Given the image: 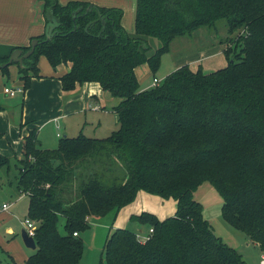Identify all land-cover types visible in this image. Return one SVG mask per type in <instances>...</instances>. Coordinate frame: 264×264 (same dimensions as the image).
<instances>
[{"label":"trees","instance_id":"obj_1","mask_svg":"<svg viewBox=\"0 0 264 264\" xmlns=\"http://www.w3.org/2000/svg\"><path fill=\"white\" fill-rule=\"evenodd\" d=\"M42 1L44 31L19 47L24 52L37 40L22 65L12 62L24 89L43 76L40 55L53 68L70 62L58 77L62 88L98 82L118 98L119 125L104 137L60 136L53 148L40 146L34 128L23 136L16 187L27 194V217L36 223L35 248L23 264H83L79 233L89 217L111 214L113 223L139 190L174 199L175 211L164 218L131 214L153 229L145 240L134 229L109 230L107 264H246L194 198L204 181L222 198V219L264 254V0H136L131 33L118 7ZM221 19L226 65L204 72L182 64L140 89L137 66L146 63L153 74L174 37L215 28ZM10 64L0 68L5 79ZM3 166L9 158L0 153Z\"/></svg>","mask_w":264,"mask_h":264},{"label":"rangeland","instance_id":"obj_2","mask_svg":"<svg viewBox=\"0 0 264 264\" xmlns=\"http://www.w3.org/2000/svg\"><path fill=\"white\" fill-rule=\"evenodd\" d=\"M226 35H228L227 26L224 20L221 19L217 21L215 28L201 26L196 28L191 34L174 37L170 43L169 50L162 53L159 67L153 74L150 72L151 74L147 81H150L152 76L155 75L158 77L160 83L165 75L174 69V66L177 63L183 62L184 64H188L191 59L200 56L202 57V55H205L204 58L188 65L192 68L201 66V69L204 72H209L226 65L227 60L223 53L224 47L229 42ZM40 57L42 56L40 55L38 57V62ZM162 76L163 78H161ZM46 83L47 82H43L39 89L46 90ZM17 84L23 86V83L17 74L15 79L4 78L0 83V104L6 105L18 102L19 104L16 105L15 108V118L18 115L20 116L24 111L25 114H35L38 121H41L38 110L34 106H31V103H28L27 100V105L24 108L25 100H23V94H16L14 96L6 95L4 86ZM97 84L99 83L97 82ZM26 90L27 88L24 90V93ZM98 97L96 101L101 102V100H98ZM93 100L94 99H92V101ZM21 101L23 102L22 105ZM86 115L87 117L80 113L78 115H71L66 120H63L67 122L65 128L66 133H68L69 136L77 135V131L81 126V120L83 119H87V123L84 124L81 133L88 136H90L89 134L96 133L101 135V137H104L119 125L117 116L115 112L112 111L89 109L86 111ZM15 121L17 122V120ZM38 123L39 122L35 124ZM61 123L62 121L56 125L57 121L50 122L38 132V137L42 141L40 145L49 148H53L57 145L59 136H63L64 134L62 128L63 124L61 125ZM17 126H20L19 122H17ZM57 132H59V136L56 135ZM14 149L16 152H13L12 150L6 152L7 154H10L9 168H6V166L0 168V206L2 202H12L10 208L0 211V264H21L23 254L25 252L31 253L33 251L32 248H28L24 245L20 236V230L24 228V219L27 217V198L24 193L14 192V189H16L14 174L18 170V158L21 155L17 150V146H14ZM9 179L12 181L9 182ZM193 195L194 198L200 201L203 205V214L209 220L214 233L220 236L228 244L229 241H231L233 246L241 253L246 264H259L261 250L258 245L247 238L241 231L232 228L222 219L220 214L222 198L216 192L214 187L208 181H204L198 186ZM157 197L162 198L159 195ZM163 199L166 200L165 198ZM128 209L129 207H126L122 210L125 212ZM169 209L170 208L168 207L165 208L163 212H157L158 217L164 218L171 215L172 213L169 212ZM108 222H112L111 214H107L100 219L91 222L86 229L79 233V237L82 241L81 262L83 264H107L103 253V243L108 229ZM136 225L137 222L135 221H125L124 225H122L121 222L118 224L119 227H126L129 229H134L133 227H136ZM7 227H11L13 231L8 233L6 231ZM115 228L116 225L113 224L110 231ZM143 228L144 233H146L148 229L147 226L144 225ZM58 230L63 232V217L59 218ZM109 232H107V234ZM232 237L234 240H229ZM11 256H13L14 260Z\"/></svg>","mask_w":264,"mask_h":264},{"label":"crops","instance_id":"obj_3","mask_svg":"<svg viewBox=\"0 0 264 264\" xmlns=\"http://www.w3.org/2000/svg\"><path fill=\"white\" fill-rule=\"evenodd\" d=\"M68 1L70 0H58L60 4H65ZM84 1H89L99 6H108V7L113 6L120 8L122 10L121 25L127 32L131 33L134 31L136 0H84ZM45 24L46 21L43 15L42 0H0V55L9 54L10 51L14 48L26 46L29 43L30 38L32 36L41 34L44 31ZM204 56L205 55H202V57L201 56L195 57L194 59H191L188 64L196 61L198 62V60H201V58H204ZM46 63H48L47 59L44 56L40 57L38 62V67L40 73L43 76L32 78L29 86L27 87V90L22 95L23 100H25L24 108L27 105L26 103L27 100L28 103H31V106H34L38 110L41 121H38L35 114H25L24 111L22 114H20V116L18 115L19 119L18 116H16L15 118V108L16 105L19 104L18 102H14L13 104H6V105L3 104V109L0 111V153L5 154L6 156H8V158L10 154H7L6 152H10V150L16 152L14 146L15 147L17 146L18 152L21 153L23 136L28 134V131L31 128H34L36 130V135L38 140L39 138L38 132L42 128H44L48 123L57 121L56 125H58V123L62 121L61 125L63 124L62 128L64 130L63 135L69 136L68 133H66V128H65L67 122L63 120H66L71 115H78L81 113L87 117L86 111L89 109L100 110V111L108 110L114 112L113 106L118 102V98L112 96L106 90H103L101 86L97 84V82L95 81L83 82L81 84L77 83L73 88L68 90L62 88L61 82L58 77L70 68V62L60 63L55 68L53 67L51 68L49 63L48 64ZM180 64H184V63L183 62L177 63L174 66V69L179 67ZM174 69H172L171 71H173ZM16 74H17V66L16 64L11 63L9 65L8 78L15 79ZM135 74L138 79L140 89H145L150 87L152 84V78L157 77L153 75L150 81H147L151 73L149 66L146 63L137 66L135 68ZM161 78H163V76ZM3 80L4 77L0 73V83ZM43 82H47L46 90L39 89L40 85ZM97 97L98 100H101V102L96 101ZM92 99L94 100L92 101ZM22 103L23 102L21 101V105ZM15 120H17V122L20 123V126H17V122ZM86 120L87 119L81 120L82 121L81 126L77 131L78 133L82 132L84 124L87 123ZM37 122L39 123L35 124ZM56 135L59 136V132H57ZM89 135L94 137H101V135L96 133H92ZM70 136H74V135H70ZM39 140H38L39 144L42 143L40 138ZM40 146L44 147L42 145ZM44 148H49V147H44ZM17 173L18 170L14 174L15 188H16L14 189V192L23 194V192L19 191L16 187ZM10 181L12 180L9 179V182ZM24 195L27 198L26 200V209H27L28 196L25 193ZM157 196L158 195L156 194L148 193L144 190H139L135 199L131 203H129L128 205L122 208L124 209L126 207H129V209L125 212H123L124 210L121 209L118 212L113 223L112 222L107 223L108 224L107 232H109L113 224H115L116 227H119L118 224L120 222L122 223V225H124L125 221L127 222L131 221L129 219V216L131 214L139 213L143 210L153 212L157 215V212H163L165 208L169 207L170 208L169 212L173 214L176 207V202L174 201V199L167 198L166 200H164L163 198H158ZM3 203L8 204V207L6 208L8 209L10 208L12 202H2L0 206V211L3 210L2 209ZM100 218L89 217V224ZM143 227H141L137 223L136 227L133 228L137 232H144ZM24 229H25V224H24ZM6 231L10 233L13 230L11 227H7ZM229 240H234V238L232 237ZM229 244L233 246V243L231 241H229ZM29 254L30 253H26V252L23 254L21 264L24 263V260L28 257ZM262 255L263 253L260 252V259ZM11 257L14 260L13 256ZM260 259H259V264H264L260 262Z\"/></svg>","mask_w":264,"mask_h":264},{"label":"built area","instance_id":"obj_4","mask_svg":"<svg viewBox=\"0 0 264 264\" xmlns=\"http://www.w3.org/2000/svg\"><path fill=\"white\" fill-rule=\"evenodd\" d=\"M159 83V79L156 78V77H153L152 78V84L151 85H156ZM24 87L22 85H6L4 86V91L6 94L10 95V96H14L16 94H23L24 93ZM8 207V204L7 203H3L2 204V209H6ZM24 224H25V230L27 231V233L31 236H33L34 234V229L36 227V223L34 220L32 219H29L28 217H26L24 219ZM152 228L150 227L146 233H143V232H138L137 233V236L139 238H141L142 240H145L149 237L150 233L152 232ZM74 235H77V232H73ZM260 262L261 263H264V254L261 256V259H260Z\"/></svg>","mask_w":264,"mask_h":264},{"label":"water","instance_id":"obj_5","mask_svg":"<svg viewBox=\"0 0 264 264\" xmlns=\"http://www.w3.org/2000/svg\"><path fill=\"white\" fill-rule=\"evenodd\" d=\"M47 35H49V33H47ZM36 43H37V40L32 39L30 42V48L24 52L21 50V48H14L10 52L7 62L0 64V68L7 65V64L12 63V62H17L19 65H22L23 59L27 58L33 52ZM20 235H21L22 241L26 247L32 248V249L35 248V241H34L33 237L31 235H29L24 228L21 229Z\"/></svg>","mask_w":264,"mask_h":264}]
</instances>
